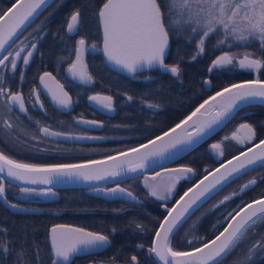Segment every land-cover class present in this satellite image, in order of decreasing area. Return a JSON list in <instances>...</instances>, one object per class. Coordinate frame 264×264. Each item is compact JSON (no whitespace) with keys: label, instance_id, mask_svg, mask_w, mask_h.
Segmentation results:
<instances>
[{"label":"snow or ice","instance_id":"1","mask_svg":"<svg viewBox=\"0 0 264 264\" xmlns=\"http://www.w3.org/2000/svg\"><path fill=\"white\" fill-rule=\"evenodd\" d=\"M42 6H51L49 0H16V3H13L7 10L0 9V56H2L0 58V101L4 102V107L8 112L13 111V105L18 106L22 113L28 111L21 92H14L10 87L5 86L7 78L5 73H15L19 70L20 79L23 81L25 72L24 68L18 65V60L22 59L25 67L29 65L34 50H37V42L44 38V29L38 25L34 30L35 34H30L33 37L30 48L22 46L24 41H20L19 45H16V41L22 34L19 32L21 26L25 25L26 21H30L34 14H38ZM57 7L59 8L60 5L58 4ZM87 7L91 5L74 7L70 15L65 17V35L59 36V32L54 35L59 36L62 41L78 35L81 18ZM93 14L98 19L99 29L102 31L103 56L109 63L129 74L142 73L145 70H159L179 79L182 73L180 63L184 59L180 54L181 44L179 42L182 41L189 45L194 42L195 50L188 57L189 62H193L209 51L207 42L212 37H215L212 50H220L221 54L211 60L207 68L209 73L232 71L237 67L253 73H260L264 70V0H101L95 6ZM173 40L178 42L177 52L173 62L168 63L166 61L171 54ZM13 45H16L14 51L12 50ZM224 46H227L228 50H224ZM233 47L243 50L233 52L231 51ZM70 50L74 51L75 59L68 65L67 71L73 79H78L83 84L93 82L94 77L88 71L85 54L92 50L100 51V46L96 42L89 44L85 37H80L75 40L74 48ZM4 52H7V55H3ZM22 53L26 54L21 56ZM39 79L46 89H49V81H54V77L48 71L43 72ZM145 79H151V77H145ZM203 84H210V80L204 79ZM58 87L59 95L53 93L52 99L61 108L68 109L72 103L71 97L67 91H64L63 86L58 85ZM32 94L35 96L34 106L39 105L43 109L39 89L34 87ZM127 99L131 101L133 97L127 96ZM88 100L101 104L108 111L114 110L113 97L110 95H90ZM143 102L148 108L159 107L147 100ZM257 102L264 105V80L253 79L224 87L214 96L205 99L189 116L170 129L171 135L169 132H164L162 135L155 136L154 139H149L147 144H140L138 147L129 148L127 152H120L119 156L124 159L119 162H116L117 156H109L107 159L114 161L111 170L101 172L93 167L100 164V161H90L88 164L23 163L0 152V172H4L6 168L8 177L25 180L32 184H52L55 179L63 177L69 179L82 177L84 180H100L104 176L116 177L124 174L122 167L124 164L128 165V173H138L156 159L163 160L168 155L190 148L206 136L214 125H219L230 117L235 110L253 106ZM212 109H215V112ZM79 122L90 125L100 123L96 120L83 119ZM3 124L7 130L13 128L7 119L3 121ZM240 128L247 130V136L244 139H238L233 133L232 139H237V142L241 144L255 139L256 132L252 125L245 123L241 124ZM177 129H180V134L176 133ZM39 131L44 137L67 135L51 131L48 126L41 127ZM32 138L40 139L36 136ZM67 138L72 139L73 137L67 136ZM75 139H101V137L77 136ZM228 139L229 137H224L222 141L212 144L211 148L218 150L219 155L222 156L221 145ZM20 143L24 142L20 141ZM255 149L256 151L249 148L247 152H241L240 156H244V160H240V156H234L232 159L237 163L233 165L229 160L230 167L226 168L223 173L220 169H216L219 175L214 178L213 182L203 186L194 198H189L181 204V201H184V198L192 191L188 189L177 201L180 205L179 209H167L168 214L159 221V228L154 229L155 237L151 241V246L147 248L148 255L145 257V264H160V262L162 264H221V261L240 244L250 239L249 233L255 235L256 226L264 223V198L243 206L238 205L236 209L229 212L224 219L227 226L213 240L204 242L203 237H194L188 241L190 245H193L189 251H180L171 247V236H174L175 232L183 226L188 215H191L189 209L202 196L218 185H222V182L229 181L234 174H240L242 169L246 171L249 166L264 167V139L255 145ZM221 167L224 165L222 164ZM194 171L188 166L165 169V172L172 177V182L162 189L145 182V187L149 189L148 195L158 200L168 199L176 182L189 178V174ZM32 174L43 175L37 179ZM159 175L160 173H157V176ZM204 179L207 180V176ZM256 182V178L249 180L241 186L240 191L243 192ZM20 191L21 193H33L34 189L22 187ZM50 192L51 189H48L37 194L47 195ZM109 193H121L131 201H137L133 192L119 186L107 189L105 194ZM236 195L238 193L233 192L224 196L213 207L218 208ZM0 199L4 200L10 208H18L16 203L8 200L3 179H0ZM136 229L143 232L144 226L137 224ZM115 231L116 229L113 228L112 232ZM195 240H199L201 246H195ZM50 241V264H70L71 258L81 252L104 248L111 243L109 235L67 225L54 226L51 229ZM135 247L141 251L144 249L142 243ZM258 251L264 253V235L256 239L245 255L234 261V264H249ZM9 257L12 258L11 264H43L38 246L33 244L29 248L27 240L24 239L17 248L15 238H10L8 229L0 225V264H6ZM112 260L114 262L116 257ZM125 264H140L138 255H131L130 260H126Z\"/></svg>","mask_w":264,"mask_h":264},{"label":"trees","instance_id":"2","mask_svg":"<svg viewBox=\"0 0 264 264\" xmlns=\"http://www.w3.org/2000/svg\"><path fill=\"white\" fill-rule=\"evenodd\" d=\"M14 1L15 0H0V9L6 10ZM100 2L101 0H63L61 3V0H54V2L50 4L51 6H48L21 35L24 36L45 13L50 12L41 25L44 29V38L37 42V55L31 67L33 73L29 75L32 78V82L43 74V72L48 71L56 80L59 79L67 83L65 71L75 56L74 51L70 50L74 48L75 40L80 37H85L89 44L96 42L99 46L101 45V33L98 19L93 14L95 6ZM58 4L60 5L59 8L57 7ZM87 4H90L91 7H87L83 12L79 34L72 36L71 39L66 38L62 41L59 36L65 35V17L70 15L74 7L86 6ZM57 32H59V36L54 35V33ZM214 40L215 37L208 40L209 51L193 62H189L188 57L195 50L194 42L190 45L182 41L179 42L181 44L180 54L184 57L180 63L182 73L179 79L172 77L170 73H164L159 70L140 73L136 77L128 79L109 70L103 63L99 52L96 54H88L86 56V64L89 73L94 77L93 83L85 88L76 86L78 88L76 92L83 93L87 90L90 95H93L101 91L113 97L114 110L111 116L100 119L104 123V128L100 132V135L104 136L106 141L102 144L86 146L76 145L71 152H67L66 148H58L53 145L49 146L41 142L42 144L40 146L36 144V151L33 154L29 152L22 155H10L8 154V147L11 146L3 140V138L6 137V132H3V129L0 128V152L23 163L40 165L77 163L103 158L135 147L151 139L184 119L212 93L232 83L252 79L249 71L240 70L238 67L232 71H214L213 73L207 71L211 60L221 53L220 50H212ZM177 43L178 42L175 40L172 41L171 54L168 56L166 62H173V58L177 52ZM224 50H228V47L224 46ZM242 50L243 49H238L237 47L231 48L233 52ZM260 76L261 79L264 80V70L260 72ZM145 77H151V79H145ZM204 79L210 80L209 91L205 89L203 84ZM127 96H132L133 100L129 101ZM144 100L150 101L159 107L148 108L143 102ZM253 106H257L264 110L263 106ZM233 117L234 115L213 136L199 144L192 151L171 165L179 167L188 166L195 170L194 173L197 172L195 178L180 189L179 195L219 163L264 138V132H262L257 134L253 141L243 146L228 139L221 145V150L223 151L221 158H214L208 152L207 147L210 143H218L227 136L226 129ZM75 132H77V130ZM25 134L27 136L30 135L26 132ZM30 136L32 137V135ZM261 168L263 167L257 166L241 174L208 200L215 199L216 203H218L224 196L230 195L233 192L238 193V195L232 196L231 199L225 201L224 204L217 208L215 214L211 215L212 221L208 218L203 223V227L207 226L209 223H216L214 224L215 226L213 227L212 234L208 238L213 237L223 227L225 224L224 219L227 214L232 212L233 209H236L238 205L242 206L248 201L264 195V179L262 178H258L257 184L251 190L240 191L241 183L249 178V175H252ZM206 169L208 170L207 172L205 171ZM136 179L138 178L128 181ZM5 188L7 198L10 202H17L29 208H41L42 212L38 214L11 213L0 204V225L8 229L10 238H15L17 248L20 247L21 241L26 239L29 248H31L33 244L38 246L43 264H50V248L48 242L49 228L58 222H72L66 218L60 220L55 219L53 216V210L55 208L51 202L45 206H37V203H34L29 197H16L21 189L20 187L5 182ZM79 190L81 189H60L55 190V192L56 194L57 192L63 193L62 197L64 198L61 197V200H67L66 198H68V195L72 191ZM41 191L43 190L34 189L32 195L41 196V194H37ZM179 195H177V197H179ZM208 201L206 203H208ZM133 207L134 209L126 210V205H123L121 219H107V224L103 228H100V225L95 223L92 218L83 224H76L83 226L85 229L107 235L113 228L116 229L115 234H119L120 236H125L127 233L143 234L148 237L151 242L155 232L154 229L157 228L162 218L161 215H153L141 206ZM59 210L66 213L67 207L62 206ZM88 210H90V212H95L98 209L89 207ZM110 210L113 212L115 211L114 208ZM224 211H226V213H224ZM199 212L200 208L192 214V217L196 216ZM186 222L175 232L174 236H171V247L176 250L184 251L192 249L193 247V245L188 243L190 232L184 229ZM137 224L144 226L143 232L136 229ZM262 235H264V223L256 226L255 235L249 233L250 239L240 244L236 250L221 261V264H231L234 262V259L238 258L245 249ZM194 244L195 246H199L201 242H194ZM11 259L12 258L9 257L6 264H11ZM252 260L255 261L256 264H264V255L260 256V252H258Z\"/></svg>","mask_w":264,"mask_h":264},{"label":"flooded vegetation","instance_id":"3","mask_svg":"<svg viewBox=\"0 0 264 264\" xmlns=\"http://www.w3.org/2000/svg\"><path fill=\"white\" fill-rule=\"evenodd\" d=\"M20 41H24V44L22 46L26 48H30L31 43L33 42V37L21 36L19 37V40L16 41V45H19ZM16 45H13L12 47L13 51L15 50ZM24 54L26 53H22L21 56H23ZM5 55H7V52L5 53ZM36 55H37V50H34L33 57L30 59V63L26 67L23 66L22 59L18 60V65L23 67L25 72L23 81H21L20 79L19 70H17L15 73H11V72L5 73L7 77L5 80V86L10 87L11 90L14 92L15 91L21 92V94L23 95L26 101L25 106L28 109L27 113L21 114L18 110L13 108V111L8 112V115L6 116L5 119L9 120V122L13 126L17 124L20 127H22L24 132L32 135V137L33 135L39 137L40 139H33L35 144L40 146L42 144L41 142H44L49 146L53 145L58 148L61 147L66 148L67 152H71L73 148L76 146V144L62 143L48 139L41 135L39 129L41 127L48 126L52 131H58L65 134L102 136L100 135V132L103 130L104 126L100 131L93 132L90 130L79 128L75 125V119L77 118L90 119V120H96L98 122H102L100 120L101 118L111 116V115L108 116L105 112H96L90 108L88 104V97L90 96L89 91L86 90L83 93L76 92L78 91V88L76 86L85 88V87H89L93 82H91V84L89 85L78 84L67 77V73H66L67 70L65 71V77L67 83L62 82L59 79L56 80L54 78L57 86L58 85L63 86L64 91H67L69 93V96L71 97L72 100V103L68 109L61 108L60 106L56 107L55 105L52 104L49 98L44 95L41 88L39 87L40 76H38L33 82H32V78L29 76L31 73H33L31 67L33 65V61L35 60ZM34 87L39 89L41 101L44 105L43 109H41L39 105L34 106L33 104V102L35 101V96L32 94V89ZM96 94L106 95L101 91H99L98 93H94L93 95ZM29 117L31 118L29 119ZM263 121H264L263 109L257 106L243 107L234 114L232 121L230 122V124L226 129V134L229 137V139L235 141L238 145L243 146L246 143L241 144L237 142V139H232L233 133L236 134L238 139H244L247 136V132L245 133L241 132L240 125L247 123L253 126L257 136V134L264 132ZM238 129L239 131H237ZM12 130L13 128L7 131L12 132ZM76 130L77 132H75ZM102 143H95V144H102ZM86 145H93V144H82L77 146H86ZM8 154L17 155L20 154V152L14 150L11 147H8ZM169 167H179V166H169ZM261 169H263V174L256 177L255 175L256 172H254L252 175H249L250 177L248 176L249 178H247L241 183L240 188L243 184H245L246 182H248L253 178H256V181L258 182V178L264 177V167ZM196 175L197 172L189 174V178L180 179L179 181H177L175 187L173 188L172 194L170 195V198L164 201L155 199L153 196L148 195L149 190L144 185H142L138 180L125 181L119 183L120 186L133 192V194L139 200L138 203L136 204L125 202L122 200L106 201L96 197H92L88 195L86 193V190L83 188L79 191H72L70 193L71 195L69 194L68 198H66L67 200H61L63 193H58V192H57L58 199L54 201L43 200L42 196L40 195L37 196L31 195L29 199L32 200L34 203H37L36 204L37 206H45L49 202H51V204H53L55 208L53 210V216L55 219L60 220L62 218H66L72 222V223L58 222L56 224H67V225L83 228V226L78 225L76 223L83 224L85 222H88L89 219L92 218L93 221H95V223L100 225V228H103L107 224V219H115V220L121 219L123 205H126V210L134 209L133 206H138V207L141 206L149 213H152L153 215L156 216L161 215V217H163L167 209L178 198L177 195H179L180 189L185 184H187L192 179H194ZM147 177L151 179H155L157 177V174L156 175L150 174L147 175ZM256 184L252 185L250 188L244 191L251 190ZM111 186L112 185H106L103 187L107 189ZM12 203H17V202H12ZM216 204L217 203L215 199L208 201V203H204L200 207V212L196 216L192 217L193 215H191L186 220L187 222L184 225V229L190 232V238L188 239V241L190 239H193L194 237H203L204 242L210 239L208 237L212 234L213 227L215 226L214 224L216 223L214 224L209 223L205 227H203V223L208 218H210V220L212 221L211 215H214L215 211L217 210V208L213 206ZM62 206L67 207L66 213L59 210V208ZM89 207L91 208L94 207L97 208L98 210L95 212H90V210H88ZM112 208H114L115 210L114 212L110 210ZM224 213H226V211H224ZM108 235L111 243L107 247L96 253L87 254V255H80V254L76 255L71 258L70 264H125L126 260H130L131 255H138L140 264H145V257L148 255L147 248L151 246V242L149 241L148 237L144 236L143 234H133V233H127L125 234V236H120L119 234H115V232L113 233L112 230ZM194 242H199V240H195ZM140 243L144 245L143 251L135 247L137 244ZM263 255L264 253L260 254V256ZM113 257H116V260L114 262L112 260ZM233 263L234 262H232L231 264ZM249 264H256V262L252 260L249 262Z\"/></svg>","mask_w":264,"mask_h":264},{"label":"water","instance_id":"4","mask_svg":"<svg viewBox=\"0 0 264 264\" xmlns=\"http://www.w3.org/2000/svg\"><path fill=\"white\" fill-rule=\"evenodd\" d=\"M52 2H53V0H49V4H51ZM13 3H16V0ZM12 4L9 7H11ZM47 7L48 6H42V8L40 10H38V14H34V17L33 18H30V21H26L25 22V25H22L21 26V30H19V32H22V34H23L33 24V22L39 17V15ZM100 33H101V45H100L101 50L100 51H94V50L89 51L88 53L85 54V59H86L87 54H95V53L99 52L100 55H101V57H102L103 63L105 64V66L109 70H111V71H113V72H115V73H117V74H119V75H121V76H123L125 78H128V79L134 78L138 74H140V73L129 74L126 71H124L123 69L117 67L116 65H114L112 63H109L106 60V58L103 56V52H102V39H103V37H102V31L101 30H100ZM22 34H20L19 37ZM10 44H11V41H10ZM5 53L6 52H4L3 55H5ZM0 58H2V56H0ZM74 59H75V56H74ZM144 72H147V70L143 71L142 73H144ZM66 73H67V77L69 79L73 80L74 82H76L78 84H81V85H89V84H91V83L83 84L78 79H73V77L71 76V74L68 71H66ZM248 80H253V79H248ZM248 80H242V81H238V82H235V83H232V84L243 83V82L248 81ZM260 80H263V79L260 78ZM230 85H227V86H230ZM204 86H205V89L207 91L210 90V84H207V85L204 84ZM39 87L41 88V90L44 93V95L49 98V100L52 102V104L55 105L56 107H59L53 101V99H52V94L53 93L59 95V88H58L55 80L54 81H49V89H51V92H49V89H46L40 83V79H39ZM221 89H219L218 91H220ZM216 92L212 93L210 96H214ZM209 97H207L206 99H208ZM88 104H89L90 108L93 109L96 112H105L108 116L112 114V111H108V110L104 109L101 106V104H98L97 102L89 101L88 100ZM255 105H259V106H263L264 107V105H261L259 102H257ZM13 108H15L16 110L19 111L18 106L13 105ZM239 109H237V110H239ZM237 110H235V112L230 117H228L227 119H225L219 125H214L213 128H212V130L209 131L206 136H204L202 139H200L197 143L193 144L190 148H186L184 150L177 151L175 154H171V155L166 156V158L163 159V160L156 159L155 161L148 163V166L145 167L144 169L139 170L138 173H128L127 172L128 165L127 164H124V165H122V167L124 168V174H122L120 176H116V177L104 176V178L103 179H100V180H95V179L94 180H84L82 177H72L71 179H69L68 177H63V178L55 179L52 184H41V183L32 184V183H28L25 180H15L13 178L8 177L7 174H6L7 173V169L5 168V171L4 172H0V179H3L5 182H7L9 184H12L14 186L20 187V188H22V187H24V188H32V189H35V190H43V191H47L48 189H51V192L49 194H47V195H41L43 200H51V201H54V200L58 199V196H57L55 190H60V189H78V188L82 189L83 188V189L86 190V193L88 195L92 196V197H96V198H99V199H102V200H106V201L122 200V201H125V202H129V203L136 204L139 201L138 199H137V201H131L130 199H128L127 197H125L121 193H115V194L109 193V194L106 195L105 192H106L107 189H111V188H114V187H117V186L122 187V186L119 185V183H122V182H125V181H128V180L134 179V178H131V177L138 178V177L147 176V175H150V174H155L156 175L160 170L165 169V168H168L173 163H175L177 160H179L180 158H182L186 154H188L190 151H192L199 144L203 143L208 138H210L211 136H213L216 132H218L232 118V116L236 113ZM212 111L215 112V109H212ZM20 113L21 114H24L22 112H20ZM190 114H191V112L187 116H189ZM204 118L207 119L209 117H204ZM81 119H83V118H77V119H75V125L77 127H79V128H83V129L90 130V131H93V132H98L104 126V124L102 122L98 123L97 125H90V124L80 123L79 121ZM184 119H182V120H184ZM194 119H197V118H194ZM83 120H90V119H83ZM181 121H179L178 123H180ZM175 125L172 126V127H170L169 129H167L164 132H169L170 135H171L170 129L174 128ZM240 131L243 132V133L247 132V130L246 129H243V128H240ZM164 132H162V133H160V134H158L156 136L162 135ZM176 133L177 134H180V129H177L176 130ZM41 135L43 136L42 133H41ZM67 136H71L73 138L72 139H68ZM77 136H80V137H101V139H75V137H77ZM154 137H152L151 139H154ZM46 138L51 139V140H54V141H57V142L73 143V144H76V145L102 143V142H104L106 140V138L103 137V136H96V135H77V134H67L65 136H59V137L48 136ZM262 139H264V138H262ZM147 141H145V142H143L141 144H147ZM259 141L253 143L249 147L243 149L242 151H240V152L236 153L235 155L229 157L228 159L222 161L216 167H214L213 169H211L210 171H208L206 174H204L203 176H201L197 181H195L192 185H190L182 194H180L179 197L172 203V205L169 208L179 209L180 205L177 204V201L180 200V197L183 196L184 193L186 191H188V189H192V191L188 193V196L184 198V201H181V204H183L185 201H188L189 198H194L195 195H197L202 190V187L203 186H207L210 182H213L214 178L219 175V173L216 172V169H220V172L223 173L226 168L230 167V165L228 164V161L229 160H231L232 161V164L235 165L237 163V161L236 160H233L232 158L234 156H240V153L241 152H247V150L249 148H252L253 151H256L255 145L258 144ZM212 144H214V143H210L208 145V147H207L208 152L214 158H221V155H219V151L218 150H213L211 148V145ZM139 145H137L135 147H138ZM149 147H151V146H149ZM127 150H124L123 152H127ZM119 153L120 152L115 153V154H112V155H109V156H117L118 157V160L116 162H119V160L124 159V157H120L119 156ZM109 156H106V157H103V158H99V159L89 160V161L71 163V164H88L90 161H100L101 162L100 164L94 165L93 167H95L96 169H98L101 172H103L104 170H111L112 169V166L114 164V161H110V160L107 159ZM244 159H245L244 156H240V160H244ZM222 164L224 165V167H221ZM251 169H253V167H251V166H249L246 171L244 169H242L240 174H234L231 178H229V181L222 182V185H218L215 189H212L209 193H206L205 196H202L200 198V200H198L196 202V204L193 205L191 209H189V212L191 213V215L195 211H197L204 203H206L210 198H212L217 192H219L224 186H226L229 182H231L233 179L237 178L241 174H243V173H245V172H247V171H249ZM32 175L35 176L37 179H39L43 174H32ZM205 176H207V180L204 179ZM106 185H112V186L109 187V188H107V189H105L103 186H106ZM122 188H124V187H122ZM52 193H55V194L53 195ZM261 198H264V195L261 196V197H258L256 199L250 200L247 203H250V202H252L254 200H258V199H261ZM247 203H245L244 205H246ZM0 204L5 209H7L9 212H11V213H17V214H37V213H41L42 212V210L39 209V208H37V209H35V208H28V207H26V206H24L22 204H17V203L16 204L18 205V208L13 209V208L8 207V205L5 204L4 200H2V199H0ZM163 206H165V205H163ZM167 214L168 213L166 211V213L164 214V216H166ZM191 215H188V218ZM164 216L161 218V220H163ZM56 225H67V224H55V225H52L49 228V230H48L49 248L51 246V241H50L51 229L54 226H56ZM67 226H69V227H75V226H71V225H67ZM226 226H227V224L225 223L223 225V227L213 237H211L210 239H208L206 242L213 240L215 238V236L216 235H219V233L221 231H223L224 227H226ZM158 228H159V224H158V226H157L156 229H158ZM86 231H88V230H86ZM154 237H155V232L153 234L152 239H154ZM107 246H105V247H107ZM199 246H201V245H199ZM104 248H98V249L91 250V251H88V252H81L80 255H87V254L96 253V252H99V251L103 250ZM189 250H191V249H189ZM189 250H185V251H189ZM160 264H162V262H160Z\"/></svg>","mask_w":264,"mask_h":264},{"label":"rangeland","instance_id":"5","mask_svg":"<svg viewBox=\"0 0 264 264\" xmlns=\"http://www.w3.org/2000/svg\"><path fill=\"white\" fill-rule=\"evenodd\" d=\"M50 12L45 13L27 32L24 36H32L30 34H35L34 30L37 29V26H41L43 21L48 17ZM250 72V71H249ZM250 76L252 79H260V73H253L250 72ZM8 115V111L6 109V107H4V103L3 101H0V128L3 129V132L5 131V135L6 137L3 138V140L9 145L11 146L14 150H17L20 152V154H24V153H29L32 152V154L36 151V144L33 141V138L31 136H27L24 132V130L19 126V125H14L13 126V130L12 132L7 131V129H5L4 125H3V120L6 118V116ZM20 141H23L24 143L21 144ZM230 150V148H229ZM174 168H179V167H169V168H165V169H174ZM165 169L160 170L158 173H160L159 176H157L155 179H151L148 178L147 176H141L139 177L138 180L142 185L145 186V182H147L148 184L154 186V187H159V188H163L167 185H169L172 182V177L165 172ZM261 174H263V169H260L258 171H256L255 175L256 177L260 176ZM147 188V187H146ZM148 189V188H147ZM149 190V189H148ZM25 194V195H24ZM32 195V193H21V191H19L17 193V198H28ZM156 199V197H154ZM170 198V196L168 197V199ZM166 199V200H168ZM164 201V200H161ZM250 247V246H249ZM248 247V248H249ZM247 248V249H248ZM247 249H245L243 251V253L238 256V258L234 259L233 261H236L237 259L243 257L245 255V253L247 252ZM259 252V251H258ZM258 252L254 255V257L258 254ZM261 254V252H260ZM252 261V260H251ZM234 264V263H233Z\"/></svg>","mask_w":264,"mask_h":264}]
</instances>
